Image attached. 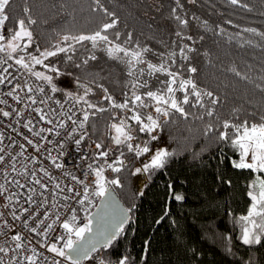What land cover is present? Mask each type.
Listing matches in <instances>:
<instances>
[{"label": "snow or ice", "instance_id": "obj_1", "mask_svg": "<svg viewBox=\"0 0 264 264\" xmlns=\"http://www.w3.org/2000/svg\"><path fill=\"white\" fill-rule=\"evenodd\" d=\"M231 3L241 4V0H231ZM11 7V0H0V65L5 66L0 71V86L6 89L0 91V96L11 98L14 106L11 110L0 107V114L13 118L18 127L12 124L7 127L23 142L18 144L9 137L11 143L5 151L6 134L0 132V152L3 153L0 162L6 165L2 169L4 182L0 183V194L7 193L0 205L3 209L0 210V236L5 238L0 242V254H3L0 264H42L41 247L48 253L44 258L49 264H137L127 249L115 259L102 255L125 231L135 207H125L115 197V187L123 186L120 174L125 168L130 175L146 173L151 179L153 173L167 167L176 149L170 150L160 143L162 125L176 114L183 118L193 115L188 109H199V118L205 115L209 118L203 135L219 147L220 162L223 163L225 149H228L232 152V156L227 157L232 169L249 173L250 178L245 181L249 200L246 211L228 210L233 231L222 236L227 253H233L235 235L249 249V257L243 264H258L251 249L264 248V113L242 117L240 111L233 108V116L222 118L216 107L220 103L219 96L201 87L194 78L197 67L189 55L195 51L192 43L185 44L181 40L177 47L155 53L159 60L154 62L148 58L152 51L148 44L142 45L139 40L132 44L131 31L121 40L122 33L115 31L119 17L102 0H94L92 6V11L102 17L94 30L64 31L58 34L60 39L43 47L34 37L31 25L36 21L30 8L25 5V15L16 16L9 11ZM183 7L180 0H175L171 15L180 25L187 26V18L177 11ZM242 7L251 6L244 3ZM7 23L13 26L7 27ZM247 30L259 32L256 28ZM176 35H182L179 29ZM187 40L193 41V37L187 35ZM82 44H90V48L77 62L76 54ZM97 50L124 65L127 75L119 99L103 83L98 84L103 91L100 101L107 107L90 98L95 93L92 86L96 84L95 79L82 80L75 76V90L62 86L56 79L65 74L73 75L61 67L58 55L65 65L71 62L79 69L87 66L89 60H97ZM9 60L15 62V73L10 71L14 65L9 64ZM231 71L241 76L235 67ZM242 78L248 79L247 76ZM257 87L264 90V83ZM62 100L70 106L66 107ZM8 103L7 98L0 99V104ZM106 110L110 111L111 119L105 126V135L93 139L95 132L90 134V129L96 126L90 121ZM21 127L26 131L20 130ZM17 144L19 151L13 155L12 145ZM27 148L33 149L34 154L26 156L27 164L33 167L21 164L18 168L17 158L25 156ZM42 157L65 177H70L71 183L62 186L53 171L44 166ZM65 159L71 162L72 170H65L68 167ZM77 168H80L79 173L74 171ZM109 172L111 175L107 174ZM10 173L16 174L15 178ZM20 176L31 179L21 183ZM218 179L232 184L230 178L224 179L219 172ZM12 185L24 190V194L10 191ZM167 188L170 198L184 199L181 192L173 191L171 180ZM6 216L11 217V221ZM16 221L39 237L36 244L26 239ZM148 243L144 242L145 253Z\"/></svg>", "mask_w": 264, "mask_h": 264}, {"label": "trees", "instance_id": "obj_2", "mask_svg": "<svg viewBox=\"0 0 264 264\" xmlns=\"http://www.w3.org/2000/svg\"><path fill=\"white\" fill-rule=\"evenodd\" d=\"M180 2L184 7L177 11L187 18V26L180 25L171 15L175 0H102L119 17L115 31L122 33L121 40L131 31L132 44L137 40L142 45L148 44L152 49L148 58L154 62L159 60L155 53L167 52L181 40L185 44L192 43L195 51L189 55L197 67L194 78L201 87L219 96L220 103L216 107L222 118L233 116V108L238 109L242 117L264 113V90L257 87L264 83V36L260 35L264 33V0H241V4H233L231 0ZM244 3L251 7H242ZM11 4L9 11L16 16L25 15V5L30 8L36 21L31 25L34 37L42 47L60 39L58 34L64 31H92L102 18L99 12L92 11L94 0H11ZM12 26L7 23V27ZM249 28L259 29V32H250ZM178 29L181 36L176 35ZM187 35H191L193 41H188ZM89 48L90 44L79 46L77 62ZM95 54L97 60H89L87 66L79 69L71 62L65 65L62 56L57 58L62 68L73 73L71 79L80 76L82 80L85 77L89 81L96 80L92 85L95 93L90 98L102 104L103 91L98 84L103 83L117 96L124 89L127 75L124 65L118 61L99 50ZM233 67L241 76L231 71ZM188 110L193 115L183 118L176 114L163 124L160 143L170 150L176 149V155L164 170L153 173L151 179L146 173L130 175L128 168L120 174L123 186L115 189L127 207H135L125 231L110 249L102 252L106 258L115 259L127 249L137 264H243L248 259V247L235 235L234 254L227 253L222 234L233 231L229 209L234 213L246 211L249 200L245 181L250 178L249 173L232 169L227 158L232 152L228 149H225L223 163L220 162L219 147L203 135L209 118L206 115L199 118V109ZM110 116V111L106 110L90 121L96 126L90 129V134L95 132L94 138L105 135ZM126 156L132 159L127 153ZM218 172L224 179L230 178L232 184L221 183ZM169 180L173 182V191L184 195L182 201L169 197ZM145 241L149 242L146 253ZM251 254L258 264H264V248L253 247Z\"/></svg>", "mask_w": 264, "mask_h": 264}, {"label": "built area", "instance_id": "obj_3", "mask_svg": "<svg viewBox=\"0 0 264 264\" xmlns=\"http://www.w3.org/2000/svg\"><path fill=\"white\" fill-rule=\"evenodd\" d=\"M5 59H7V57H5ZM8 63L14 65V67L11 68L10 71H12L13 73H15V71H16L15 62L9 60ZM4 67H5L4 65H0V71H2ZM56 79H57V81L61 82L62 86L68 87L71 90H75V87L76 86H75L74 80L71 79L69 75L65 74V75H62L60 77H57ZM0 91H6V89H4L3 86H0ZM53 95H55L56 98H61L59 96V94H53ZM116 97H117V99H119L121 97V94L120 95H117ZM5 98H7L9 100V103L7 105L0 104V107H4V108H6L8 110H11L13 108V106H14V102L11 100V98H8L6 96H0V99H5ZM49 103H54V102L53 101H50ZM62 103H65L66 104V107L70 106V104H68L67 102H64L63 100H62ZM102 105H103V103H102ZM103 106L107 107L106 105H103ZM110 119H111V116H110ZM8 124H12L14 128L18 127L17 125H15L13 118H11V117L5 118V117L2 116V114H0V132H5V134H6V139L3 142L5 151H8L7 145H9L11 143V139L17 140L18 141V144L23 142L21 140V138H19L18 135L15 132L12 131V129H9L7 127ZM162 127H163V125H162ZM20 130L26 131V130L22 129V127L20 128ZM9 137L11 139H9ZM93 139H95V138L93 137ZM18 144L17 145H12L11 153L13 155L15 154L16 151H19ZM0 154H3V153L0 152ZM28 154H34L33 153V149L27 148L26 153H25V156H21V157H18L17 158V167L18 168L20 167L21 164L26 165L30 169L33 167V165H31V164H27L26 156ZM7 159H9V158L6 157V160ZM41 160L44 163V166L46 168H50L53 171L54 175H56L61 180L62 186L65 183H71V178L70 177H65L60 170L54 169V167L51 165V162L50 161H48L44 157H42ZM64 163H65V165L68 166L65 170H72L71 169V162L70 161H68L67 159H65ZM5 166H6L5 165V162H0V183H3L4 182V177H3L2 169ZM74 171L76 173H79L80 172V168H77ZM107 174L108 175H111L110 172L107 173ZM11 175H13L14 178L16 176V174H11ZM81 178H83V177L81 176ZM19 179H20L21 183H24L25 181H28L31 178L30 177L20 176ZM90 179H91V177H90ZM9 184H11V181H9ZM9 190L10 191H15V192H20L21 195L24 194V190L17 189L15 185H12V187ZM37 190L39 191V189H37ZM4 195H7V193L0 194V205H2L4 203V200H3V196ZM58 200H59V197H58ZM22 202L23 201H21V203ZM49 202L51 203V198L50 197H49ZM96 202L99 203L100 202L99 199H97ZM0 210H3V209H0ZM5 218H7V219H9L11 221V217H7L6 216ZM16 224L20 228V230L25 233L26 239L31 240L33 244H36V241L39 239V237H37L36 234L30 233L28 229L23 228L22 225L20 224V221H16ZM4 239L5 238L3 236H0V242H3ZM37 246L40 247L39 245H37ZM40 250L44 254V255H42L40 257V259L42 261V264H49V262L44 258L46 255H48V253L42 247L40 248ZM0 255H3V254H0Z\"/></svg>", "mask_w": 264, "mask_h": 264}, {"label": "water", "instance_id": "obj_4", "mask_svg": "<svg viewBox=\"0 0 264 264\" xmlns=\"http://www.w3.org/2000/svg\"><path fill=\"white\" fill-rule=\"evenodd\" d=\"M114 194H115V197L125 206V207H127L125 204H124V202H123V200L120 198V196L118 195V193H117V191H116V189H115V192H114ZM127 225H125V227H126ZM122 235V234H121ZM119 238V237H118Z\"/></svg>", "mask_w": 264, "mask_h": 264}, {"label": "rangeland", "instance_id": "obj_5", "mask_svg": "<svg viewBox=\"0 0 264 264\" xmlns=\"http://www.w3.org/2000/svg\"><path fill=\"white\" fill-rule=\"evenodd\" d=\"M38 67H42V66H38Z\"/></svg>", "mask_w": 264, "mask_h": 264}]
</instances>
